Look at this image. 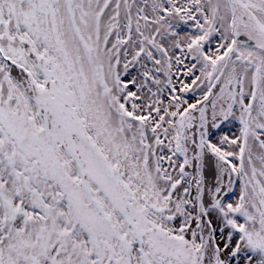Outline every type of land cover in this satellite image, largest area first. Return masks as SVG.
Masks as SVG:
<instances>
[{
	"label": "snow or ice",
	"instance_id": "snow-or-ice-1",
	"mask_svg": "<svg viewBox=\"0 0 264 264\" xmlns=\"http://www.w3.org/2000/svg\"><path fill=\"white\" fill-rule=\"evenodd\" d=\"M0 264H264V0H0Z\"/></svg>",
	"mask_w": 264,
	"mask_h": 264
},
{
	"label": "rangeland",
	"instance_id": "rangeland-1",
	"mask_svg": "<svg viewBox=\"0 0 264 264\" xmlns=\"http://www.w3.org/2000/svg\"><path fill=\"white\" fill-rule=\"evenodd\" d=\"M187 30H189V29L186 28L185 31H187Z\"/></svg>",
	"mask_w": 264,
	"mask_h": 264
}]
</instances>
